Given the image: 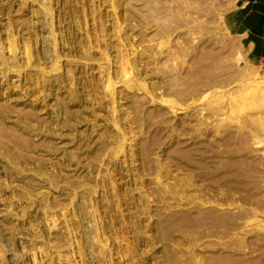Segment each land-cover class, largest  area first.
Returning a JSON list of instances; mask_svg holds the SVG:
<instances>
[{"label":"rangeland","instance_id":"rangeland-1","mask_svg":"<svg viewBox=\"0 0 264 264\" xmlns=\"http://www.w3.org/2000/svg\"><path fill=\"white\" fill-rule=\"evenodd\" d=\"M234 7L0 0V264H264Z\"/></svg>","mask_w":264,"mask_h":264},{"label":"crops","instance_id":"crops-1","mask_svg":"<svg viewBox=\"0 0 264 264\" xmlns=\"http://www.w3.org/2000/svg\"><path fill=\"white\" fill-rule=\"evenodd\" d=\"M235 31L249 60L264 65V0H234Z\"/></svg>","mask_w":264,"mask_h":264}]
</instances>
